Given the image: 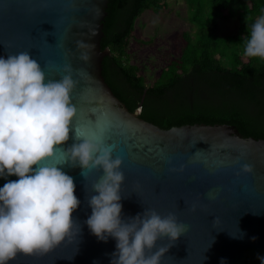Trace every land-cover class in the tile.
Returning <instances> with one entry per match:
<instances>
[{"label":"water","instance_id":"water-1","mask_svg":"<svg viewBox=\"0 0 264 264\" xmlns=\"http://www.w3.org/2000/svg\"><path fill=\"white\" fill-rule=\"evenodd\" d=\"M107 0H0V57L28 52L46 80H60L72 67L76 115L69 140L43 166L71 176L80 206L73 219L79 235L44 255L18 254L9 264H111L116 240L94 236L86 224L88 199L102 169L84 170L64 151L83 139L113 146L120 157L122 218L146 209L175 214L186 231L176 240H157L151 250L168 251L160 264H260L264 257V137L243 136L227 123L192 122L161 127L128 110L101 74L102 19ZM80 43L90 45L81 48ZM88 53V59L81 54ZM77 136L80 140H77ZM252 167L244 172L243 166ZM35 167V166H33ZM15 175L0 177V188ZM255 237V240L252 238ZM151 254V253H149Z\"/></svg>","mask_w":264,"mask_h":264},{"label":"clouds","instance_id":"clouds-1","mask_svg":"<svg viewBox=\"0 0 264 264\" xmlns=\"http://www.w3.org/2000/svg\"><path fill=\"white\" fill-rule=\"evenodd\" d=\"M244 43L247 57L264 60V15L252 22ZM81 58L88 59V53ZM64 71L68 74L60 80H46L41 65L28 52L0 57V177L19 178L0 188V264H9L18 254L44 255L81 231L73 219L81 203L73 178L56 165H42L69 140L77 111L71 101L77 83L71 65ZM112 153V145L87 138L64 151L66 161L79 166L82 175L84 170H103L92 185L95 194L88 199L91 215L86 224L98 240H116L111 264H160L169 248L152 253L157 240L176 241L186 226L177 222L175 214L162 217L154 209L123 219L122 159H113ZM243 171L251 172L252 167L244 165ZM257 258L264 264V257Z\"/></svg>","mask_w":264,"mask_h":264},{"label":"trees","instance_id":"trees-1","mask_svg":"<svg viewBox=\"0 0 264 264\" xmlns=\"http://www.w3.org/2000/svg\"><path fill=\"white\" fill-rule=\"evenodd\" d=\"M193 29L177 33V54L147 81L128 61L126 44L136 16L158 11L164 0H107L102 19L101 74L128 110L161 127L227 123L243 136L264 137V60L244 54L264 0H183ZM237 12L236 30L217 33L218 18Z\"/></svg>","mask_w":264,"mask_h":264},{"label":"rangeland","instance_id":"rangeland-1","mask_svg":"<svg viewBox=\"0 0 264 264\" xmlns=\"http://www.w3.org/2000/svg\"><path fill=\"white\" fill-rule=\"evenodd\" d=\"M158 11L143 10L134 21V28L126 44L128 61L137 65L147 81L153 79L165 61L177 54L176 37L181 30L193 29L190 11L183 0H164ZM237 12L218 18L217 33L234 32Z\"/></svg>","mask_w":264,"mask_h":264}]
</instances>
